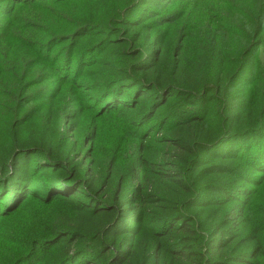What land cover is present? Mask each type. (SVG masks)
Returning a JSON list of instances; mask_svg holds the SVG:
<instances>
[{
	"label": "rangeland",
	"instance_id": "obj_1",
	"mask_svg": "<svg viewBox=\"0 0 264 264\" xmlns=\"http://www.w3.org/2000/svg\"><path fill=\"white\" fill-rule=\"evenodd\" d=\"M28 2L15 7L11 16L2 15L4 5H0V102L9 108H16L19 96H24L1 83L3 77L11 74L29 96L27 100L32 99L25 106L26 112L28 108L36 111L24 112L25 120L38 123L40 119L41 125L54 132L53 144H43L45 149L56 151L61 146L62 134L63 142L70 138L68 145H77L82 153L94 149L95 158L102 160L101 157H105L106 165L112 159L120 166L121 161L128 157L131 160L134 156L140 157L150 164L147 169H142L141 161L137 162V172L142 173L140 177L146 180L148 170L155 178V175L167 172L170 170L168 166L175 164L174 159H169L168 163L162 160L165 150L161 143L178 139L198 150L199 144L211 145L225 132L243 133L249 123L254 122L252 119L258 111L254 107L258 100L261 98L264 101V0ZM74 40H82L76 49L86 47L85 52L95 49L93 55L97 58L94 69L78 76L82 84L84 81L91 87L100 88L99 91L82 90L89 96L85 101L77 96L73 86L63 89L52 73L53 68L55 70L64 64ZM252 45L254 47L248 55L246 51ZM71 52L74 53L75 48ZM242 64L246 66L244 72L229 86L230 77ZM82 68L83 65L80 70ZM171 84L175 87L172 88ZM253 86L258 97L253 107H249L245 99ZM163 88H172L171 93L161 94ZM62 89L64 98L60 101L61 95L54 97V92ZM202 94L205 96L203 100ZM158 99H162L163 104L159 103L154 111H148ZM118 104L120 107H117ZM200 110L203 119L199 123L182 126L183 122L194 117L193 114L200 117ZM57 124L62 125L64 133L57 132ZM33 127L38 129L39 124ZM70 127L69 132L67 129ZM24 135L39 138L35 132L26 131ZM91 138H94L92 142ZM1 145L0 141V161H3L8 158L11 148L8 144L5 147ZM227 147L230 149L227 150ZM140 149H145L141 156L137 152ZM169 149L172 150V147ZM231 151L232 145L228 142L211 149L208 154L201 153V149L200 152L195 151L192 160L200 158L201 161L195 163L193 172L228 168L226 174L235 175L241 164L234 160L227 165ZM40 158L30 153L27 158L16 159V166L27 176L35 187V195L42 200L29 199L16 218L1 220L0 264H13L27 254L32 243L30 236L37 234L36 228L40 224L42 226L45 220L56 214L69 215L66 222L73 220L71 206L75 205V201L66 202L62 197L57 200L53 198L55 194L49 196L48 189L41 187L49 178L40 173L45 171L44 167L47 168V165L37 166L42 164ZM192 160L187 161L185 166V153H181L173 168L174 172H181L182 181L187 182L190 177ZM3 167L0 164V176H3L1 181L6 182L10 171ZM58 168L60 166L51 170L56 172ZM217 174L214 172L213 178ZM257 176V183L247 187L240 184L222 189L201 182L200 193L204 197H197L194 208L199 209L197 207L205 200L212 205L215 198L224 196H231L238 204V199H245L239 186L248 188L253 194L244 201L246 206L252 207L247 229L251 235L263 236L258 227L264 228V174ZM121 184H110L107 194L112 196L120 189V197L128 207L134 199L130 193L136 183L133 184L126 175ZM148 188L151 191L157 189ZM86 194L87 190H83L71 196L70 200L84 198ZM49 200V205L44 203ZM172 200L177 201V198ZM108 204L114 206L111 202ZM79 208L78 216H81L86 208ZM136 217L134 220L123 219L122 223L126 222L128 231L130 228L138 231L142 241L147 227L138 222L139 216ZM255 228L257 233H254ZM47 234L42 233L41 237ZM58 241L65 243L62 239ZM56 245L54 242L36 247L24 264L50 262L57 253Z\"/></svg>",
	"mask_w": 264,
	"mask_h": 264
},
{
	"label": "trees",
	"instance_id": "obj_2",
	"mask_svg": "<svg viewBox=\"0 0 264 264\" xmlns=\"http://www.w3.org/2000/svg\"><path fill=\"white\" fill-rule=\"evenodd\" d=\"M38 1L43 0H0V5H4L1 14L11 16L14 14L15 7L23 6L26 2L35 4ZM15 2L18 3L17 6L14 5ZM81 41L74 40L64 64L55 70L53 68L52 73L63 89L73 86V89L76 88L77 96H81L82 101H85L89 96L82 90L99 91L100 88L91 87L84 81V84L78 81L81 73L86 74L97 64V58L93 55L95 49L87 52H85L86 47L76 49ZM46 47L48 49V45ZM253 47L254 45L246 51L248 55ZM74 48L75 52L72 53ZM88 63L90 64L86 65ZM82 65L83 68L80 70ZM244 66L245 64H242L230 77L229 86L234 84L244 72L246 67ZM85 79L88 81V78ZM1 83L14 88L19 95L23 93L24 96H19L16 108H9L0 102L1 146L5 147L8 144L11 148L8 158L0 161L3 168L10 171L6 182L17 170L7 184L1 181L3 176H0V222L6 217L16 218L23 210L21 207L29 199H41L35 195V187L29 182L27 176L16 166V159L23 156L27 158L30 153L41 157L40 163L42 164L37 166L47 165V168H43L45 171L40 173L49 178L41 184L44 190L48 189L49 196L55 194L53 198L57 200L62 197L66 202L75 201L73 203L75 205L71 206L74 210L71 214L73 220L66 222L69 215L64 214H56L53 218L45 220L42 226L40 224L36 228L37 234L30 236L32 243L29 245L28 253L16 259L13 264L26 263L36 247L48 246L54 242L58 244L56 245L57 253L46 264H264V235H251V231L247 229L252 207L246 206L244 201L253 193L248 188H242L254 185L258 180L256 177H259L257 175L264 174V101L261 98L254 107L258 109L252 119L254 122L249 123L243 133L225 132L214 143H210L211 145L199 144L198 150L178 139L171 140V142L169 140L167 144L161 143L165 150L162 160L168 163L169 159H174L175 164L168 166L170 170L167 172L155 175V178L151 177L152 173L148 170L149 177L143 180L140 177L143 174L137 172V162L141 161L142 169H147L150 164L146 159L141 160L140 157L134 156L132 160L128 157L121 161L120 166L112 159L106 165L105 157H101L102 160L95 158L94 149L82 153L77 145H68L70 138L63 142L62 134L61 146H58L56 151L45 149L43 144H53L54 132L48 126L41 125L40 119L38 123H33V121L29 123L28 119L25 120L24 115L27 112L36 111L28 108L26 112L25 106L32 99L27 100L29 96L11 74L3 77ZM25 87L27 89L28 85L26 84ZM147 87L150 90L153 89L150 86ZM172 88H163L161 94L171 93ZM254 88L253 86L249 89L245 99L249 107H253L258 97L253 91ZM63 89L54 92V97L61 95L60 101L64 98ZM204 98L202 94L201 100ZM161 101L162 99L154 101L155 104L151 105L148 111H154L159 103L162 105ZM136 106L137 102L134 104V107ZM117 107H120V104ZM200 112V117L193 114L194 117L183 122L182 126L190 127L189 125L199 123L203 119L202 110ZM35 124H39L38 129L33 127ZM61 124H57V132L64 133L65 129ZM67 130L70 132L71 127ZM26 131L35 132L39 138L25 136ZM19 137L24 139L20 140ZM237 138L248 144L237 141ZM93 139L91 138L90 141L92 142ZM227 142L232 145L231 156L225 154L230 157L227 165L229 166L234 160L241 164V168L235 175L226 174L228 168H219L214 171L218 173L215 178L211 170L208 172L203 171L205 169H198L197 172H193L195 163L201 161L200 158L192 160L195 151L200 152L201 149V153L208 154L211 149ZM169 147H172V150ZM226 149L229 150L230 147ZM144 150L137 151L139 156ZM181 153H185V166L187 161L192 160L190 161V177L187 182L182 181L180 171H173ZM56 166H60L56 172L51 170ZM115 169L117 171L114 173ZM126 175H129L133 184L136 183L134 191L130 193L134 199L128 207L120 197V189L112 196L107 194L110 184L122 185ZM201 182L217 186V188L223 187L222 189L238 187L241 184L243 186H239V191L245 199H238L237 204L231 196H224L221 199L215 198L212 205L207 204L205 200L204 204L197 207L199 209H195L196 204L194 203L197 197H204L200 193ZM148 187L157 189L151 191ZM83 190H87L84 198L70 200L71 196H76ZM67 193L69 196L66 197ZM24 195L25 199H23ZM175 198L177 201L172 200ZM51 200L44 203L49 205ZM109 202L114 206L109 205ZM79 207L86 208L81 216H78ZM136 216H139L138 222L147 227L142 241L138 231L131 228L128 231L126 222L122 223L123 219L134 220ZM2 224L3 222L0 226ZM258 229L260 233H264V228L258 227ZM47 232L46 236L41 237L42 233ZM254 233H257L256 228ZM9 237L10 234L7 235L8 240ZM59 239L64 240L65 243L58 241Z\"/></svg>",
	"mask_w": 264,
	"mask_h": 264
}]
</instances>
